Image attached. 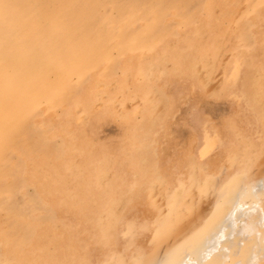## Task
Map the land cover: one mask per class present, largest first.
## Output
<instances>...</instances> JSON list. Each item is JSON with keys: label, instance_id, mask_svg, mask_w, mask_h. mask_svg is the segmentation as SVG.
I'll use <instances>...</instances> for the list:
<instances>
[{"label": "rangeland", "instance_id": "obj_1", "mask_svg": "<svg viewBox=\"0 0 264 264\" xmlns=\"http://www.w3.org/2000/svg\"><path fill=\"white\" fill-rule=\"evenodd\" d=\"M263 82L264 0H0V264H177L240 188L228 261L264 193Z\"/></svg>", "mask_w": 264, "mask_h": 264}, {"label": "bare ground", "instance_id": "obj_2", "mask_svg": "<svg viewBox=\"0 0 264 264\" xmlns=\"http://www.w3.org/2000/svg\"><path fill=\"white\" fill-rule=\"evenodd\" d=\"M235 16V15H234ZM180 52V51H179ZM252 56V55H251ZM112 60V59H111ZM110 61V60H109ZM175 63H176V61H175ZM110 64V63H109ZM148 65H151V63H150V61H148ZM153 66V65H152ZM205 66H207V65H205ZM152 68V67H151ZM149 69V68H148ZM205 69V68H204ZM208 68H206V70H207ZM202 72V71H201ZM203 72H205V71H203ZM106 73V72H105ZM181 73H183V72H181ZM203 75V74H202ZM246 75V74H245ZM204 76V75H203ZM206 76V75H205ZM205 76H204V78H205ZM210 76V75H209ZM202 77V76H201ZM240 77V76H239ZM211 79V78H210ZM206 81V80H205ZM204 81V82H205ZM210 82V81H209ZM203 83V82H202ZM245 83H246V81H245ZM264 83V82H263ZM212 84V83H211ZM205 85V84H204ZM216 87V86H215ZM209 88V87H208ZM63 89H65V88H63ZM236 90V89H235ZM252 91V90H251ZM65 92V91H64ZM247 92V91H246ZM151 93H152V91H151ZM163 93V92H162ZM150 101V100H149ZM152 101V100H151ZM150 105V104H149ZM151 105H152V103H151ZM79 106V105H78ZM142 106V105H141ZM152 107V106H151ZM261 107V106H260ZM263 108V107H262ZM80 109V108H79ZM154 110H156V109H154ZM143 113V112H142ZM154 115H156V114H154ZM154 115H152V117L154 116ZM155 117V116H154ZM156 118V117H155ZM148 119H150V118H148ZM145 120V119H144ZM148 121V120H147ZM150 121V120H149ZM152 121V120H151ZM153 121H154V119H153ZM148 123V122H147ZM146 123V124H147ZM154 126V125H153ZM150 128V127H149ZM260 128V127H259ZM142 129H143V127H142ZM151 129V128H150ZM149 129V130H150ZM225 130V129H224ZM217 131L219 132L218 134V136H219V139H222L223 137H225V136H223V134H221V132H222V126L220 125V127H218L217 128ZM223 133V132H222ZM214 134V133H213ZM216 134V133H215ZM23 137V136H22ZM96 146V145H95ZM92 147V146H91ZM160 147V146H159ZM239 152V151H238ZM218 153H221V151L220 152H218ZM238 156V155H237ZM239 157V156H238ZM224 159V158H223ZM144 160H145V158H144ZM218 161H219V155H217V157L214 159V160H212V161H210L209 163H210V166H211V170L212 171H216V169H217V167H218ZM84 166H85V168H87V165H85L84 164ZM203 170V169H202ZM211 171V172H212ZM160 177V176H159ZM106 181V180H105ZM249 184H251V182L249 183ZM261 184V183H260ZM180 186H182V185H184V183L181 181L180 182V184H179ZM256 185V184H255ZM132 186V185H131ZM258 187V186H257ZM251 188V187H250ZM254 188V187H253ZM185 189V188H184ZM238 189H239V191H238ZM236 191H234V192H232V194H231V197L230 198H228L227 197V194H225V200L222 198V201H223V204L222 205H225L223 208H220V209H218L219 211H217L216 212V214H215V216H214V219L216 218V220H215V223H214V225L212 226V229H210L208 232H207V234H206V236L201 240V241H199V244L196 246V247H192V249L190 250V251H183V250H180V251H178V252H175V255L173 256V258L174 259H178L177 260V264H178V261H179V258L182 256V255H184V254H187V255H194V254H196L197 252H198V250H200L201 248H202V246L204 245V243L206 242V243H210V246H209V248H208V250L206 251V256H205V258H204V260L202 261V262H197V263H195V264H211V263H213V264H258V259L256 258V260H255V256L256 255H258V252H257V254H250V252H251V249H254V248H256V245H257V243H256V239L254 238V237H252V236H250L252 233H254L255 231L257 232V229H256V224L254 223V221L252 220L253 218H254V216L252 217V214L253 213H257V212H260V210L262 209L263 210V207H264V193H259V195L257 194L256 196H257V199H258V201H259V203H260V205L261 206H258V204H256V202L255 201H252V203H251V206L250 205H248V204H246V202L247 201H251V200H249V199H251L252 198V193L251 194H249V196L247 195L246 197H244L243 198V201H246V202H243V204H240L239 206H238V208L236 209V210H242L243 208H245L246 207V209H248L249 211H246L247 212V214H246V219H248L247 221H244V223L242 224V229L239 227H234V228H232V239H231V242L232 243H234L233 245L235 246V251L237 252L236 253V255H234V256H232V254H231V249H227V248H230V247H228L227 246V248H226V253H225V255H224V257L228 260V261H225L224 259H222L220 256H219V259L217 260V256H214V257H211V258H209L208 260H207V258L208 257H210V255H211V253L216 249V247H218L219 246V241H216L218 238H213V240H212V234L215 232V230L216 229H218V228H223V226L221 225V222H219V220H220V216H222V214L224 213L225 214V212H227L228 210V208H229V206H232V204L235 202V201H237V200H239L242 196H240V188H238ZM261 189H262V187H261ZM252 190H254V189H252ZM259 190V189H258ZM226 192H227V190H226ZM255 192V191H254ZM158 193V192H157ZM157 193H153V194H157ZM161 194V193H160ZM195 194V193H194ZM193 193H192V195H194ZM185 197V196H184ZM196 198V197H195ZM193 201H195V200H193ZM241 202V203H242ZM193 203V202H192ZM196 204V203H195ZM221 205V206H222ZM198 207V206H197ZM236 208V207H235ZM234 209V208H233ZM176 210V209H175ZM180 210V209H179ZM197 210V209H196ZM199 210V209H198ZM208 210V209H207ZM227 210V211H226ZM235 210V209H234ZM233 210V211H234ZM180 212V211H179ZM182 212V211H181ZM180 212V213H181ZM192 212V211H191ZM194 213H195V211H194ZM243 213V212H242ZM244 214V213H243ZM231 215V214H230ZM259 216H260V218L262 219L263 218V214H259ZM200 217V216H199ZM241 218H243V217H241ZM177 219V218H176ZM238 219V218H237ZM170 220V219H169ZM244 220V219H243ZM226 221V220H225ZM233 221V220H232ZM257 221V220H256ZM170 222V221H169ZM234 222V221H233ZM258 222V221H257ZM184 222L182 221V224H183ZM242 223V222H241ZM263 222L260 220V222H259V225L260 226H262L263 227V224H262ZM105 224V223H104ZM178 224V223H177ZM179 224H181V223H179ZM111 225V224H110ZM173 225V224H172ZM258 225V224H257ZM232 226H234V224L232 225ZM111 227V226H110ZM178 227V226H177ZM226 227V226H225ZM224 227V228H225ZM162 229V228H161ZM175 229H177V228H175ZM241 229V230H240ZM221 230V229H220ZM108 232L110 233V231L108 230ZM245 234H247V235H245ZM106 235V234H105ZM216 236V235H215ZM246 236H248V237H246ZM258 236V235H257ZM264 239V238H263ZM228 241H230V240H228ZM260 241H261V239H260ZM213 242V243H212ZM246 242V245H245V247H239L238 246V243H242V245L244 244ZM263 242V241H262ZM229 243V242H228ZM231 243V244H232ZM233 246V247H234ZM248 247H250V251H248ZM44 248V247H43ZM231 248H232V246H231ZM246 248V251L245 250H243V249H245ZM46 249H48V247L46 248ZM41 250H43V249H41ZM219 250V249H218ZM6 251V250H5ZM258 251V250H257ZM249 252V253H248ZM13 253H15V252H13ZM222 253V252H221ZM29 254V253H28ZM34 254V253H33ZM28 258L30 257L29 255H26ZM260 256L262 257V254H260ZM27 257H22V259L24 260V261H22L23 263H20V264H27V263H29V259H27ZM235 257V258H234ZM257 257V256H256ZM6 259V258H5ZM21 259V258H20ZM234 259V260H233ZM229 260H231V262L229 261ZM255 261H257V262H255ZM18 264V262H16V259L15 258H12V259H10V260H8V261H6L4 264ZM113 263V262H112ZM192 264H194V263H192Z\"/></svg>", "mask_w": 264, "mask_h": 264}]
</instances>
